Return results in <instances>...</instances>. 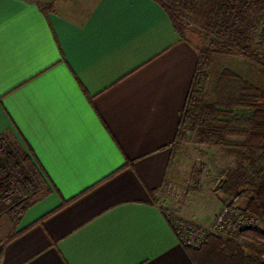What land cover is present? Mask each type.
I'll use <instances>...</instances> for the list:
<instances>
[{
	"label": "crops",
	"instance_id": "obj_1",
	"mask_svg": "<svg viewBox=\"0 0 264 264\" xmlns=\"http://www.w3.org/2000/svg\"><path fill=\"white\" fill-rule=\"evenodd\" d=\"M41 1L0 0V138L44 188L0 264H194L163 199L202 41L156 0Z\"/></svg>",
	"mask_w": 264,
	"mask_h": 264
},
{
	"label": "trees",
	"instance_id": "obj_2",
	"mask_svg": "<svg viewBox=\"0 0 264 264\" xmlns=\"http://www.w3.org/2000/svg\"><path fill=\"white\" fill-rule=\"evenodd\" d=\"M156 1L168 13L183 39L187 29L175 1L207 22L201 30L204 43L172 147L171 162L189 133H195L202 143L218 145H226L232 136L243 137L245 149L264 152V92L229 69H224L218 78L213 102L208 101L206 91L216 53L245 56L264 68V56L259 54L256 35L264 0H202V4L198 3L200 0ZM38 5L45 13L51 8L41 0ZM236 108L250 109L251 114L231 116ZM0 148H3L0 154V214L7 212L18 221L32 204L29 197L36 190L31 170L41 177L29 157L16 145L0 138ZM221 190L235 196L244 194L248 200L244 213L264 219V171L260 170L258 162L252 161L250 167L232 172ZM7 201H11L8 206ZM185 249L194 264H264V245L247 250L234 240L211 236L201 248L185 246Z\"/></svg>",
	"mask_w": 264,
	"mask_h": 264
},
{
	"label": "rangeland",
	"instance_id": "obj_3",
	"mask_svg": "<svg viewBox=\"0 0 264 264\" xmlns=\"http://www.w3.org/2000/svg\"><path fill=\"white\" fill-rule=\"evenodd\" d=\"M178 2L175 1V4L178 5V11L183 17L182 22L187 29L186 33L196 34L202 41L203 47L204 40L201 30L207 24L206 20L198 13L186 10ZM198 3L202 4L203 2L200 0ZM202 6L199 7L202 8ZM261 13L258 15L259 17ZM194 25H197L199 29ZM259 54L262 55L260 51ZM224 69L232 70L264 92V68L262 66L255 64L245 56L216 53L213 57L206 90L209 102L214 101L216 84ZM250 114V109L236 108L232 111L231 116L247 117ZM187 137L188 139L180 145L181 147L174 156L170 167V172L174 174V178L169 182L188 187L185 201L175 213L189 225L210 229L209 237L216 236L224 240H234L247 250L264 245V219L253 216L258 223L243 224L242 216L245 214L248 204L245 195H230L221 190L232 172L250 167L252 161L258 162L260 170L264 171V152L254 153L245 149V139L238 136L229 137L226 145L202 143L195 133H189ZM31 175L36 190L30 195L29 203L35 201L44 192L41 179L32 170ZM10 203L11 201H7V206ZM185 208L192 219L183 215L182 210ZM225 209H228V213L224 212ZM219 215L220 217L224 216L225 219H228L227 221L233 222H230L231 228L222 232L223 234L211 232L214 223L218 222L215 219ZM18 222L7 212L0 214V243L10 240L17 234ZM262 261L264 262V255Z\"/></svg>",
	"mask_w": 264,
	"mask_h": 264
},
{
	"label": "built area",
	"instance_id": "obj_4",
	"mask_svg": "<svg viewBox=\"0 0 264 264\" xmlns=\"http://www.w3.org/2000/svg\"><path fill=\"white\" fill-rule=\"evenodd\" d=\"M197 27V25H194ZM199 29V27H197ZM201 30V28H200ZM257 43L259 50L264 55V10L262 11L258 26L256 28ZM3 148H0V154ZM188 192V187L185 185H178L173 182H168L165 187V197L163 199V204L169 205L170 210L167 212V218L170 226L175 231L179 241L186 247L190 248H200L202 247L210 236V229H204L202 227L192 226L187 224V222L175 213L184 203L185 197ZM228 213V209L224 210ZM228 215V214H227ZM239 218V216L237 215ZM224 216L220 215L215 219L218 221L214 223V228L212 229L214 233H222L230 227V222L227 221ZM220 221V223H219ZM250 222L258 223V221L251 215L243 214L242 223L249 224ZM233 223V222H232ZM223 234V233H222Z\"/></svg>",
	"mask_w": 264,
	"mask_h": 264
}]
</instances>
